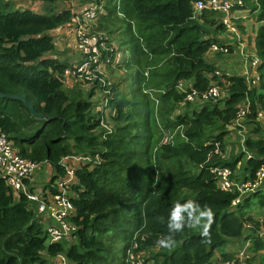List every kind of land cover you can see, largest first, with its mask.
<instances>
[{
    "label": "trees",
    "instance_id": "16d2710c",
    "mask_svg": "<svg viewBox=\"0 0 264 264\" xmlns=\"http://www.w3.org/2000/svg\"><path fill=\"white\" fill-rule=\"evenodd\" d=\"M27 1L41 3L42 13L0 0V93L20 94L44 119L38 124L21 102L0 99V134L22 158L50 165L53 193V183L66 174L62 159L80 156L90 162L78 165L76 183L69 188L75 209L70 222L77 228L70 242L50 243L26 196L13 195L0 177V264H51L59 254L69 264H129V250L135 255L153 249L158 251L155 264H222L234 259L225 249L241 238L264 264V236L259 234L264 221L252 212L264 209V182L253 193L224 192L212 172L221 166L234 174L250 154L246 176L239 180L254 182L264 166V118H258L264 114V0H243L241 8L260 23L254 39L257 85H247L242 77L226 84L210 78L216 68L207 57L212 45L226 46L215 38L226 26L217 12L195 13L197 0H103L97 30L112 33L101 26L116 16L120 31L131 32L124 61L132 71L125 79V84L132 79L128 92L117 91L118 84L112 87L109 81L108 70L121 69L120 64L108 68L104 87L98 78L65 87L64 73L77 62L78 52L73 48L77 58L72 63L53 58L50 32L71 25L75 8L57 11L60 0ZM181 81L187 82L184 91L177 89ZM212 81L226 93L223 99L201 105L184 101L190 88L203 92ZM106 90L102 109L110 113L104 120V112L92 113V97ZM241 103L249 106L243 122L248 135L242 152L224 160L212 154L213 146H222L231 133L236 136L229 129ZM165 132L172 135L170 141H163ZM186 199L212 207L211 243L186 228L176 234L174 250L158 248L171 206ZM218 250L219 258L214 256Z\"/></svg>",
    "mask_w": 264,
    "mask_h": 264
},
{
    "label": "built area",
    "instance_id": "2783aa9c",
    "mask_svg": "<svg viewBox=\"0 0 264 264\" xmlns=\"http://www.w3.org/2000/svg\"><path fill=\"white\" fill-rule=\"evenodd\" d=\"M243 7V0H197L193 9L195 13L203 10L217 12L221 15L222 23L226 26V31H232L234 39L239 37L237 28L232 26L231 13L235 9ZM105 13L103 0H85L82 5H77L72 10V24L66 26L68 31L72 32L75 38L73 48L78 52V60L73 67L67 69L64 73L65 79L75 78L77 81L93 83L94 78L100 82V86L104 87L105 79L108 77V68H115L122 65L120 53L114 42L108 40L105 32L97 30V22L99 16ZM71 34V33H70ZM75 34V35H74ZM109 41V42H108ZM225 45V44H224ZM210 52L215 54L227 55L229 53L228 45L217 46L212 45ZM249 67L256 70L259 66V58L256 56H248ZM121 62V63H120ZM215 77L218 80L222 77L220 70L216 69L210 78ZM247 85H257L258 76L252 77L249 71H244V76ZM98 84V85H99ZM187 87L186 81H181L177 89L184 91ZM108 94V90L102 92ZM222 90L212 81L209 87L203 92H197L190 88V92L184 98V101L200 105L206 101L217 100L221 97ZM248 104L241 103L238 107L235 119L229 130L235 131L239 127H243V122L248 114ZM259 119L264 118L263 113H259ZM246 130V129H245ZM239 132V131H238ZM172 135L168 132L164 133V142L170 141ZM213 155L224 158L227 156V149H223L221 144L216 142L213 146ZM247 154L246 158H249ZM71 158V157H67ZM71 163L61 164L65 167V176L57 179L51 186L55 192L51 191L48 182L46 185L39 186L35 184L33 176L42 171L48 166L47 163H36L22 158L13 148L12 143L3 135L0 134V177L4 180L6 186L11 190L13 195L22 193L34 208L37 221L41 224L48 235L50 243H58L62 241L70 242L74 239V233L77 228L70 222V218L74 216L75 209L71 203L73 196L70 191V186L76 183L74 170L80 163L90 162L89 157H74ZM66 159V158H64ZM97 160V158L95 159ZM216 176L217 186L224 192L237 191L241 195L253 193L257 189H261L264 182V166L256 172L254 182H244L234 178L233 172L228 167L217 166L212 171ZM48 187V188H47ZM237 203L234 202V204ZM143 252H138L135 255L132 250L127 252L129 264H145L140 258ZM250 256L246 254V250H241L234 259L223 262L222 264H248ZM51 264H69L66 258L59 254L51 260Z\"/></svg>",
    "mask_w": 264,
    "mask_h": 264
},
{
    "label": "rangeland",
    "instance_id": "374dc122",
    "mask_svg": "<svg viewBox=\"0 0 264 264\" xmlns=\"http://www.w3.org/2000/svg\"><path fill=\"white\" fill-rule=\"evenodd\" d=\"M10 1H12V4L14 6L18 7V8H29V9L37 12V13H42L43 5L41 3L29 2L27 0H10ZM77 3H78V0H60L55 7H56L57 11L58 10H63L65 8H68V9L71 10L73 8V6H75ZM121 8H122V6L119 3H117V9L119 10ZM119 16H120V13H119ZM118 20H120V19L115 16V17L111 18L110 21L109 20H106V22L103 21L101 27H104V28L108 27L107 29L110 30L113 33V34L112 33L108 34V33L105 32L107 30L104 31L108 37L110 36L109 38L117 46L118 53H120V58H121V61H122V63L120 62L122 64V68L121 69L116 68V69L108 70L109 81L111 82L112 87L118 84L117 88H119V89H117V91L119 90V91H123V92H128V90L130 88V85L132 84V79L131 78L128 79L127 84H125V82H126L125 79L132 71H131V67L126 69V66H125L126 63L124 62L125 60H123L121 56H122V53L124 52V48L126 46L125 44L127 43V39L128 40L131 39V32H127L125 29H122L120 31L121 22L118 21ZM101 30H104V29H101ZM70 33H71V36H70L69 42L73 46V44L75 43V38L73 37V34H72L71 31H70ZM132 34H135V32L132 31ZM60 38L61 37L59 35L54 36L55 45L58 46V47L61 44V41L59 42ZM127 48H128V50L130 52V47H127ZM66 50H68V48H66L65 51ZM56 52H57V47H56ZM247 53L249 54V56L253 55L252 54V50H248ZM124 70H125V72H124ZM76 83H79V81H77L75 78L64 79V86L67 87V88H72L73 86L76 85ZM84 93L88 94L89 91L88 90L84 91ZM224 95H226V93H222V96H224ZM102 96H104L103 93L102 94L101 93H97V94L94 93V97H92V105H94V107L92 108V113L94 115H98V112H100V111L104 112V114H107V116L104 117V115H103V117L102 118L100 117V118L101 119L104 118V120H105V118L108 119V115H109L110 112H109V109H108V111L107 110L104 111L102 109L104 104H105V101L101 102L102 99H103ZM222 96H221L220 99L224 98V97L222 98ZM180 113H183V112L181 111ZM174 115H179V112L176 111L174 113ZM261 120H263V118ZM37 121H38V124L41 123V120H37ZM242 126L243 127L237 128L235 130V133L238 136L242 137V139H243L248 134H247V131L245 130L246 129L245 126H247L246 123H244ZM225 139L226 140L223 142L222 148L226 147L227 156H225L224 160H229L231 157L233 159V158H235L236 156H238L242 152V146L240 145L239 141L234 139V136L232 135V133H231V135L229 137H226ZM245 156H247V154ZM245 161H246L245 158H242V160L240 161L241 162L240 166L237 167L239 169L236 168L235 171H234V176H235V178L237 180H239L240 179L239 176H241L244 173V171H243L244 169L243 168H244V165H245V163H244ZM39 174H41V171L37 172L33 176V178L36 175H39ZM45 177H46V180L48 181L50 176L48 175V173H45ZM40 183H43L44 185H46V183H44V182H40ZM252 212H253L254 218L257 221H259L260 223H262L264 221V209L258 211V209L256 207H254ZM245 233H247V232H245ZM259 234H260L261 237L264 236V230L261 229ZM248 245L250 246V243L248 241L242 240V243L240 245H238V247L235 248V249H237V251L239 250V252H240L241 250L244 249L245 246H247L246 247V254L247 255L249 254L254 259V260H250L248 262V264H260L258 253H254V252L250 251V249H249L250 247ZM242 246H243V248H242ZM232 247H233V244H229L228 247L225 250L227 252H230V254H232L233 258H234L236 255H238L239 252L237 253L236 250L234 252H232L233 251ZM220 250H218L214 254L215 257L219 258ZM157 253H158V251L156 249L145 251V252H143V254H142L140 259L145 264H155V260L153 258H155ZM261 253L262 252H259V254H261Z\"/></svg>",
    "mask_w": 264,
    "mask_h": 264
},
{
    "label": "crops",
    "instance_id": "0c3cea01",
    "mask_svg": "<svg viewBox=\"0 0 264 264\" xmlns=\"http://www.w3.org/2000/svg\"><path fill=\"white\" fill-rule=\"evenodd\" d=\"M227 1H231V0H227ZM252 1H255V0H252ZM76 6L77 5L73 6V8H76ZM230 17L232 20V26L237 28L239 32V37L234 39V37L232 36V31H226L224 34L219 33L217 36H215V38L218 41H220L222 44L228 45L230 48V52L227 55L215 54L214 52H210L207 57L208 62L212 64L216 69L221 71L222 77L218 80V82L222 84L228 83L229 79L232 77L244 76V71H247V70L249 71V74L252 77L259 76L257 69L252 70L249 67V59L244 58V56L246 54L249 56L247 52L248 50H252V54H253L252 56L258 57L254 49V39H255L256 31L258 30L260 23H257L255 21L254 17L252 16L251 11L247 8H244V9L240 8V9L233 10ZM50 35L53 37L56 35H59L61 37L59 40V42L61 41V44L59 47L55 45V48L57 47V52L52 57L57 58L58 60H66L69 63H72L77 58V56H73L74 55L73 46L69 42L71 34L66 28V26L60 27L50 32ZM66 48H68V50L65 51ZM129 55H130V52L128 48H124V52L122 53V56H121L122 59L127 61ZM234 139L239 141L240 145H242L243 143L242 137L236 134V136L234 135ZM244 158L245 160L247 159L246 156ZM69 159L73 161L75 160L74 157L66 158L62 160V163L65 165L66 164L69 165L71 163ZM239 166H240V163L237 165V167ZM45 173H48L50 177L53 175V170L50 167V165L43 168L41 171V174L36 175L34 177L35 184L39 186H43L41 185L43 183L40 184V182H44V183L47 182ZM243 176L245 177L246 173ZM241 239L244 240V238H241ZM241 239L232 243L233 244L232 252H234L235 250L237 253L239 252V250L237 251V249L235 248H237L238 245L242 243ZM246 247L247 246L244 247L245 250H246Z\"/></svg>",
    "mask_w": 264,
    "mask_h": 264
},
{
    "label": "clouds",
    "instance_id": "9594fccd",
    "mask_svg": "<svg viewBox=\"0 0 264 264\" xmlns=\"http://www.w3.org/2000/svg\"><path fill=\"white\" fill-rule=\"evenodd\" d=\"M165 223V218H159ZM215 222V213L211 206L201 205L194 199H186L183 203H174L167 215V233L156 240V246L171 252L176 247V234L182 233L186 228L198 230L203 243H211V228Z\"/></svg>",
    "mask_w": 264,
    "mask_h": 264
},
{
    "label": "water",
    "instance_id": "95a60500",
    "mask_svg": "<svg viewBox=\"0 0 264 264\" xmlns=\"http://www.w3.org/2000/svg\"><path fill=\"white\" fill-rule=\"evenodd\" d=\"M0 99L19 101L28 109L30 115L35 120H43L44 119V115L36 113V111L33 108V105L30 102L26 101V99L23 96H21L20 94L0 93Z\"/></svg>",
    "mask_w": 264,
    "mask_h": 264
}]
</instances>
